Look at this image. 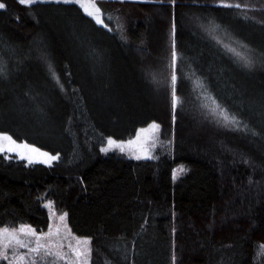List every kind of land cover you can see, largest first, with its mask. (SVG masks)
<instances>
[{
    "label": "trees",
    "instance_id": "1",
    "mask_svg": "<svg viewBox=\"0 0 264 264\" xmlns=\"http://www.w3.org/2000/svg\"><path fill=\"white\" fill-rule=\"evenodd\" d=\"M0 1V131L60 154L51 166L0 155V227L45 232L51 200L73 234L92 238L90 264H173V256L175 264H264V138L206 121L188 79L195 71L222 104L264 129V66L244 70L217 43L264 51V0H229L261 9L247 12L215 0H98L117 33L75 4ZM173 16L183 101L175 124ZM209 20L220 25L217 39L199 27ZM153 121L171 154L142 161L100 151L108 137L129 140ZM179 167L187 171L173 180Z\"/></svg>",
    "mask_w": 264,
    "mask_h": 264
},
{
    "label": "snow or ice",
    "instance_id": "2",
    "mask_svg": "<svg viewBox=\"0 0 264 264\" xmlns=\"http://www.w3.org/2000/svg\"><path fill=\"white\" fill-rule=\"evenodd\" d=\"M17 2L27 9H31L36 4L50 2L75 4L82 9L84 14L94 21L96 25L106 28L109 32L113 31L103 18L104 13L102 7L98 4V0H17ZM113 2L124 4L136 2V0H113ZM168 3L174 7L176 0H168ZM215 6L220 8H235L245 12L249 10H261L247 4H233L229 2V0H215ZM6 7V3L0 2V9H5ZM108 18L111 20V15H109ZM118 20L119 17L117 16V21ZM261 22L264 23V21ZM199 27L213 35L214 39H217L215 34L220 31V25L209 20L207 24H199ZM117 29L121 30V39L126 40L122 31V26L118 22ZM176 33L177 23L175 16H173L170 29V87L173 124H175L176 121L177 107L183 103L181 97L178 95L177 86V62L181 59V53L178 51ZM217 43L222 44L226 51L233 57L234 63L244 70L253 71L257 65L264 66V51H261L257 55L255 49L239 41H232L231 43L225 44L222 39H217ZM38 59L47 65L53 79L56 80L57 85H60V80L55 74L46 50L41 51ZM5 77L6 67L2 61H0V79ZM153 79L155 80V77H153ZM188 79L192 80L196 88L200 90L199 99L201 103L199 104V109L206 121L220 128L243 132L245 135L250 134L251 137L264 138V129L257 131L255 127H250L248 123L242 120L238 112H234L222 104L217 97L208 90L203 80L196 75L195 71L191 73ZM259 103L264 107V98H262ZM160 128L161 125L153 121L147 127L138 129L134 139L118 141L112 137H108L106 145L101 146L100 151L108 153L110 150L117 149L121 153H128L131 158L136 160L155 159L152 155V148L155 147L156 141L158 140L157 134ZM13 153L15 154V158L25 160L29 165L33 163H42L51 166L53 161L60 159L59 153L53 155L27 142L18 143L12 135L0 131V155H3L5 160H10L13 158ZM244 162L248 163L247 160ZM185 171H187V169L183 167L179 169L181 173ZM176 177L177 170L174 169L173 180H175ZM252 183L253 181L250 178L249 184ZM43 207L48 209L49 213L47 232L37 231L32 225L23 222L16 227H0V261H6L7 264H61V262H63V264H90L93 251L91 247L92 238L80 237L72 234L66 223L68 213L63 212L57 215L53 201L47 200L43 203ZM141 228H143V225ZM173 231H175V229H173ZM65 241H67V243ZM260 248L264 249V244H261ZM49 258L51 259L49 260ZM173 264H175V256H173Z\"/></svg>",
    "mask_w": 264,
    "mask_h": 264
},
{
    "label": "rangeland",
    "instance_id": "3",
    "mask_svg": "<svg viewBox=\"0 0 264 264\" xmlns=\"http://www.w3.org/2000/svg\"><path fill=\"white\" fill-rule=\"evenodd\" d=\"M1 2V1H0ZM98 4L102 7V10H103V13H104V20H105V18H108L109 17V15H111V13H110V11L109 10H105V8H106V6H104V4H102V3H100L99 1H98ZM82 10V9H81ZM82 12H83V10H82ZM84 13V12H83ZM111 17H112V15H111ZM109 19V18H108ZM112 19H114L113 17H112ZM106 22V21H105ZM107 23V22H106ZM119 24L122 26V22L120 21L119 22ZM98 26H100V25H98ZM110 26V25H109ZM102 27V26H101ZM111 28H112V26H110ZM113 29V28H112ZM113 32H115V33H117L116 32V30H115V28L113 29ZM147 127V126H146ZM158 135V140L156 141V144H155V147H153L152 148V155L155 157V159H141L142 161H153V160H156V159H158L160 156H162V155H169V154H171V144L170 143H168V142H163L162 140H161V138H160V131H159V133L157 134ZM135 136H136V134H135ZM135 136L134 137H132L131 139H134L135 138ZM130 140V139H129ZM126 141H128V140H126ZM106 143H107V140L105 141V143H104V145H106ZM108 153H118V154H121V155H123L124 157H126V158H128V159H132V160H136V159H133V158H131L130 157V155L128 154V153H121V152H119V150H117V149H113V150H110ZM102 154H107V153H103L102 152ZM12 155H15L14 153L12 154ZM54 162V161H53ZM52 162V163H53ZM39 164H42V163H39ZM44 165H46V164H44ZM181 167H179V168H177L176 170H177V175L180 173L179 172V169H180ZM54 208H55V205H54ZM45 210L47 211V214H48V217H49V213H48V209H46L45 208ZM56 210V209H55ZM60 213H58L57 212V215H59ZM66 223H67V220H66ZM67 227H68V229L70 230V228H69V226H68V223H67ZM48 231V229L45 231V232H47ZM71 231V230H70ZM72 232V231H71ZM73 234V233H72ZM66 235V234H65ZM75 235V234H74ZM76 236V235H75ZM66 243H67V241H65ZM21 251H24V250H21ZM51 258H49V260H50ZM4 262H6V261H4ZM7 263V262H6ZM61 264H63V262H61Z\"/></svg>",
    "mask_w": 264,
    "mask_h": 264
}]
</instances>
